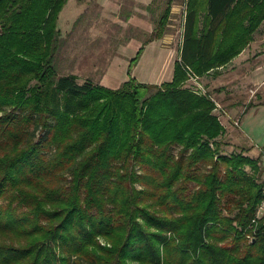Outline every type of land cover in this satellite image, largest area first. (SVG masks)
Masks as SVG:
<instances>
[{
	"label": "trees",
	"instance_id": "16d2710c",
	"mask_svg": "<svg viewBox=\"0 0 264 264\" xmlns=\"http://www.w3.org/2000/svg\"><path fill=\"white\" fill-rule=\"evenodd\" d=\"M66 2L0 0V264H264L262 165L222 153L216 103L182 85L250 43L264 0H188L172 80L117 88L58 72Z\"/></svg>",
	"mask_w": 264,
	"mask_h": 264
},
{
	"label": "rangeland",
	"instance_id": "374dc122",
	"mask_svg": "<svg viewBox=\"0 0 264 264\" xmlns=\"http://www.w3.org/2000/svg\"><path fill=\"white\" fill-rule=\"evenodd\" d=\"M187 2L188 0H154L150 8H146L133 0H67L58 21L63 36V45L56 56L58 72L75 74L79 83H99L113 58L124 55L120 53L121 44L132 37L141 41L148 39L145 30L133 25L131 20L136 18L144 21L153 30L166 8L169 13L163 37L169 42L164 44L179 48ZM255 37L263 41L258 46L257 54H262L264 68V29L258 30ZM229 62L202 75L189 69L182 85L207 94L216 103L214 112L224 126L223 134L218 137L221 152H243L258 158L261 164L264 147L253 144L242 131L240 122L248 104L264 102V83L259 88V84L245 86L243 77L251 69L242 67L237 61L234 64ZM254 117L259 120L251 127V134L264 141V111ZM177 150L175 148L174 152Z\"/></svg>",
	"mask_w": 264,
	"mask_h": 264
},
{
	"label": "crops",
	"instance_id": "0c3cea01",
	"mask_svg": "<svg viewBox=\"0 0 264 264\" xmlns=\"http://www.w3.org/2000/svg\"><path fill=\"white\" fill-rule=\"evenodd\" d=\"M133 1L141 5H145L147 8V6L153 0ZM131 22L139 29H144V33H146L149 38L150 34L153 31L150 25H147L144 21L136 18H133ZM263 29L264 23H262L254 32L253 39L250 41V43L235 58H233L232 61H230L233 62V64L235 63V61H237L242 67H246L249 70L251 69L243 77L242 82L245 86L252 83L254 85L259 84V88L264 83L262 54H257V52L259 51L258 46H260L263 41L257 40L255 37L258 33V30ZM146 40L147 39L141 41L138 38L132 37L125 44H121L120 53L124 55L122 57L117 56L113 58L111 64L109 65L107 73L98 84H102L111 88H117L125 80H127L130 75L134 76L138 81L146 83L161 84L165 81H171L174 75L175 61L177 59L181 42L179 48H177L172 44L165 45L164 43L167 42L168 39L163 36L161 38L149 40L148 42ZM144 42L146 43L144 44L143 52L140 55L137 63L129 73L128 67L130 59L135 56ZM262 111H264V102L253 103V106L248 107L245 111L244 117L240 122V127L246 134V136L253 142V144L264 147V141L262 139L256 138L255 135L251 134V127L256 124V121L259 120H255L254 116H259V112ZM249 134L252 136H250Z\"/></svg>",
	"mask_w": 264,
	"mask_h": 264
},
{
	"label": "built area",
	"instance_id": "2783aa9c",
	"mask_svg": "<svg viewBox=\"0 0 264 264\" xmlns=\"http://www.w3.org/2000/svg\"><path fill=\"white\" fill-rule=\"evenodd\" d=\"M261 165H262V171H263V181H264V155L262 156V161H261ZM263 194H264V183H263V188H262ZM264 216V200L261 202V204L259 205L255 217L252 219V222L256 223L257 220H259L261 217Z\"/></svg>",
	"mask_w": 264,
	"mask_h": 264
}]
</instances>
